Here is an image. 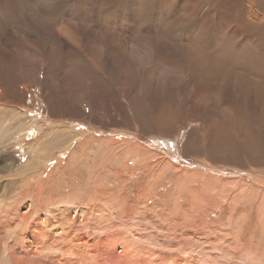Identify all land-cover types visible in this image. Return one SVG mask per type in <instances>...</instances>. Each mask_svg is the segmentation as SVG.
<instances>
[{"label": "rangeland", "instance_id": "374dc122", "mask_svg": "<svg viewBox=\"0 0 264 264\" xmlns=\"http://www.w3.org/2000/svg\"><path fill=\"white\" fill-rule=\"evenodd\" d=\"M0 207L150 264H264V0H0Z\"/></svg>", "mask_w": 264, "mask_h": 264}, {"label": "bare ground", "instance_id": "6f19581e", "mask_svg": "<svg viewBox=\"0 0 264 264\" xmlns=\"http://www.w3.org/2000/svg\"><path fill=\"white\" fill-rule=\"evenodd\" d=\"M22 30L24 32H31V29L29 27H23ZM39 46H40V43L38 39L34 37L32 41V49H33L32 53L33 54H36V55L38 54L37 48ZM10 50L13 51L15 54L13 59L18 60V61H26L27 63H34L26 58L27 52L24 51L23 48L14 47L13 49H10ZM86 65H88L87 68L91 66L89 61H87ZM22 76L25 81H23V79L20 78L19 82H25V84H32L35 82L34 80L35 78L32 77L31 75L27 76L24 73H22ZM240 84H243V82H240ZM24 87H27V86L25 85ZM77 99L79 98L77 97ZM73 100H74L73 104L78 105V108H79L81 106L82 100H76V99H73ZM67 107H69L68 103H67ZM1 207H4V206H1ZM1 207H0V210L3 209V208L1 209ZM8 209L9 208H7V210ZM3 214H4L3 216H0V232H3V235L0 236V258H2L8 264H73L74 262H76V264H94L91 258L92 256H96L98 258L99 264H103V256H105L108 259H114L116 263H118L117 262L118 255H120L118 258L121 259V262H119L118 264H124V262L128 260L132 261L133 264H150V256L145 258L142 255H140L139 253L143 252V250H137L134 247V245L127 246L126 249L123 248L125 249V253L123 257H122V253L120 254V252L115 253L116 255L118 254L116 257V255L114 254V249L117 247H121V246L116 241L115 238L109 237L107 234L103 235V238H98V240L93 241L96 235L91 234L92 233L91 231L88 230L87 232H84L82 231L83 229L80 228L78 232H76V229L73 232V227L69 226L61 230V232L63 233V235L61 236H65L63 237L62 241L60 240L61 236L57 235L56 240H59V241L56 242L55 240V241L50 242L52 234L50 236L46 235V232L41 227V225H45L44 222L42 224H39V222L36 221L37 218L39 217L36 218L35 216L36 219L34 220V216L31 217L30 219L22 216L21 222H24V223L21 224V222L20 223L15 222V225H13L14 228H10L9 224H6L7 226L3 224V219L5 220L6 218L5 213ZM50 218L51 220L47 221L49 223L50 221H54L52 219L56 218V214L51 213ZM62 218L64 219L67 218L66 213L65 214L62 213ZM175 225H176V222H175ZM9 230L12 232V235H11L12 239L14 237L18 238V243L20 244L19 247L21 249V253L24 256L13 251L10 243L6 241L7 232ZM73 233H75V239H77V240L74 239V242L71 239L73 238L71 236V234ZM90 236H93L94 239L91 240ZM60 243L63 244L62 246V249L64 251L63 254L59 253L60 249H58V247ZM103 248H105L106 250L103 251ZM134 250H136V252H134ZM138 255L142 257L138 258ZM59 256H61L60 259H59ZM137 259L139 261H137ZM143 259L144 261L141 262ZM110 264H113V263H110Z\"/></svg>", "mask_w": 264, "mask_h": 264}, {"label": "clouds", "instance_id": "9594fccd", "mask_svg": "<svg viewBox=\"0 0 264 264\" xmlns=\"http://www.w3.org/2000/svg\"><path fill=\"white\" fill-rule=\"evenodd\" d=\"M135 33L129 39L128 55L136 63V71H141L146 67L152 60L153 57V37L155 34L144 33V36L148 39L137 42L135 39ZM156 87L160 90H166L167 88L174 86L170 82L168 73L161 71L159 74L153 77Z\"/></svg>", "mask_w": 264, "mask_h": 264}]
</instances>
